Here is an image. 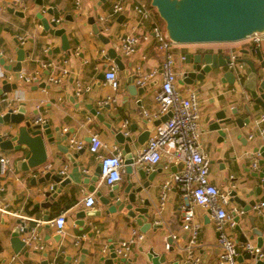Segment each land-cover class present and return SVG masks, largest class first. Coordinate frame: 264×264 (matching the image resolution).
I'll return each mask as SVG.
<instances>
[{"label": "crops", "instance_id": "1", "mask_svg": "<svg viewBox=\"0 0 264 264\" xmlns=\"http://www.w3.org/2000/svg\"><path fill=\"white\" fill-rule=\"evenodd\" d=\"M117 1L42 0V4H37L36 0H0V59H4V65H15L16 50L22 48L26 54L21 62V72L29 79H21L19 71L7 70L0 63V87L4 79L16 85L10 93L0 96V116L9 107L16 109L24 104L26 117L32 118L34 123L36 118H43V123L49 124L53 134L60 132L63 137L61 145H69V152L77 154L70 160L55 144L45 142L47 160L30 173L16 170L14 161L22 157V152L0 148V157L8 158V170L4 175L0 174V264H122L108 263L106 259L110 256V248L130 239L133 232L141 234L143 238L132 245L131 252L125 257L130 259V264H152L147 257L149 249L159 257L164 255V261L159 264H182L187 255L190 232L182 228L183 199L177 187L168 191L164 204L160 206V186L163 180L181 169L176 157L163 154L153 169H144L148 173L160 170L149 182V187L138 194L150 202L149 221L160 225L150 227L145 232L140 230L132 218L126 216L124 210L107 213L106 205L99 200L97 193L107 196L111 187L101 181L99 172L96 181H92L99 168L96 156L88 150L92 134H98L103 143L99 149L100 154L110 155L119 151L123 155L124 143L115 140L113 131L121 129L126 120L127 127L123 131L132 138L130 146L133 155L143 147L155 127L165 120V115L159 113L156 101V93L162 81L164 52L159 49L158 41L152 33L154 23L160 25L164 33L165 25L150 6V0H141L149 4L151 19L148 20L141 19L134 11L138 0H122L123 10L113 13L112 8ZM5 6L21 12L22 16L6 11ZM38 14L49 21L57 20V27L64 28L69 54L60 50V37L43 29ZM93 20L109 38L107 43L92 31ZM126 34L140 36L136 52L129 56L124 55L120 48L119 39ZM251 46L259 48L264 59V39L258 46L245 39L232 43L174 44L171 49L174 59L178 58L174 65L175 87L183 95L193 91L197 96L200 141L210 160L211 183L222 192L229 194L234 190L244 201L255 202L248 211L242 213L240 211L243 209L230 201V197L225 206L229 214L235 211L238 216L236 224L247 238L246 242L239 238L236 226L227 227L237 242L243 264H255L256 259L249 257L242 246L245 243L257 245L259 236L262 237L261 250L264 254V207L256 208L264 202V187L262 178L253 174L264 169V163H258L261 159L258 149L264 147V120L256 123L264 115V106L255 103L243 86L249 73V67L244 62H240L242 71L239 78L228 65L193 85L181 83L180 75L184 66L182 57L188 52L200 50L223 53L233 50L237 59H249L260 68L257 56L250 52ZM55 48H59V51H53ZM110 48L121 55L124 65V69L117 66L119 86L116 90L104 82V72L108 66L115 64L107 56ZM241 50H248V53H241ZM137 67L145 71L156 69L157 74L144 86L133 82L137 88H141V92L130 93L131 77ZM63 70L67 71L64 75L61 74ZM226 70L233 72V83L223 78ZM51 76H59L60 80L50 82ZM42 82L46 83L43 88L40 87ZM78 87L81 89L79 93ZM108 96L115 100L101 103ZM91 108L101 113L103 121L90 112ZM219 111H224L226 117L232 119L230 123L222 125L227 132L222 140L217 131L211 130L209 126ZM236 119H248V122L240 120V123H236ZM16 129V125L0 120L1 136L8 132L15 133ZM145 132L148 133L143 136ZM139 137L140 143L137 141ZM71 138L83 142V147L79 149L81 152L70 146ZM255 158L258 164L256 169L252 167ZM45 166H49L48 170L42 172ZM64 167L66 173L63 177L70 182L53 199L55 203L52 201L48 209L41 207L40 203L45 200L43 191L53 181L40 182L38 179L50 170L58 174ZM83 175L88 180L81 183ZM126 176L124 169L122 179L116 183L122 198L126 197L122 193L127 185ZM34 177L35 181H32ZM130 179L136 183L135 186L146 181V178H139L135 174ZM90 186H94L93 191L89 190ZM90 193L97 201L93 208L83 203L85 195ZM45 213L49 214L48 219L44 218ZM60 213L65 215V225L63 232L58 234L51 223ZM193 221L200 225L198 242L192 249L193 255L199 258V264H217L221 249L218 246L215 222L209 211L196 206ZM18 226L26 229V232L21 229L20 233L24 242L32 233L36 234V238L15 252L11 233ZM173 235L174 238H170ZM166 240L171 243L169 248H165ZM105 246L107 250L102 251Z\"/></svg>", "mask_w": 264, "mask_h": 264}, {"label": "water", "instance_id": "2", "mask_svg": "<svg viewBox=\"0 0 264 264\" xmlns=\"http://www.w3.org/2000/svg\"><path fill=\"white\" fill-rule=\"evenodd\" d=\"M37 4H42V0H36ZM150 6L153 7L160 19L165 25V36L174 44L185 45H198V44H212V43H232L247 39L255 32L264 31V0H150ZM1 8V7H0ZM6 11L14 13L15 15L22 16L21 12L15 11L11 7H4ZM51 13V10L48 11ZM40 19L41 25L45 31H48L51 35L60 37L61 46L60 50L69 54V43L65 34V30L62 27H57V22L54 20L49 21L41 14L37 15ZM92 31L97 37L104 43L108 42V39L103 33L100 26L96 25L94 20L91 22ZM1 30V27H0ZM6 30H8L6 28ZM18 44V40H15ZM53 51H59V48L53 49ZM250 52L255 54L260 62V68H257L249 59L241 58L237 59L239 62H244L249 67V73L243 83L244 88L249 92L251 99L261 106H264V59L260 53V49L256 47H250ZM49 53H52L51 51ZM241 53H248V50H241ZM25 51L18 47L16 50V63L15 65H4V59H0V63L4 65V68L12 71L21 70V62L25 58ZM109 58L113 59L114 63L119 69H124V65L121 61V55H119L114 48L108 49ZM229 62V54L223 52H214L211 50H200L195 53L188 52L184 55L183 59V71L180 75V82L193 85L198 81L204 80L207 75L218 72L219 69L227 66ZM49 70H47L48 73ZM223 78H226L230 83L234 81V74L230 70H226L223 73ZM134 82V75L131 77V85L129 86L130 93H140L141 88H137ZM15 84H10L6 79L2 81L0 87V96L10 93L12 88H15ZM46 83L42 82L40 87H45ZM234 111V110H233ZM90 112L100 121H103V116L97 110L92 109ZM169 114L165 115V119ZM0 120L9 122L16 125L17 129L15 133L8 132L5 135H0V148L3 150H14L22 152L23 155L15 162L16 170L19 172L32 173L40 165L44 164L47 160V152L45 148V142L50 145L55 144L57 149L66 156L73 160L76 157V153L69 152V145L62 146L60 132L52 133L49 124L46 123H34L32 118L25 116L24 104H20L16 109L9 107L5 113L0 116ZM231 117H226L224 111H219L215 115V119L210 123V129L216 130L220 140L224 139L227 132L222 128V125H226L231 122ZM247 123L248 119H236V123L241 121ZM108 127V125H106ZM115 140L120 143H124V165L126 172L127 185L122 190V193L126 196L122 198L121 192L118 191V186L115 184L111 186V191L107 196H101L97 193L99 200L106 205L107 213H114L116 211L124 210L126 216L132 218L134 222L140 227L142 232H145L150 227L156 228L160 225L153 224L150 219L148 199H144L138 196V194L149 187V182L160 170L146 172L141 167H134L132 152L130 143L132 138L125 135L123 131L118 128L113 131ZM145 132L143 134L146 135ZM140 143V137L137 139ZM261 159L258 161L260 165L264 163V147L258 149ZM81 152V150H79ZM99 172L97 170L96 175L92 177V181H96V176ZM34 174V173H33ZM136 175L139 178H146V181L135 186V182L131 181V176ZM255 176L262 178V186L264 187V169L260 172H254ZM52 180L53 184L43 191L45 200L40 203V206L48 209L53 199L57 196L60 190L65 184L69 183L68 178H64L62 175L53 173L52 170L43 173V176L38 179L40 182ZM88 179L84 177L80 180L81 183L86 182ZM35 181V177L32 179ZM89 190L93 191L94 186H90ZM230 201L237 203L242 211H248L251 205H254V201L246 202L241 199L234 190L229 193ZM55 203V201H53ZM83 215V213H81ZM234 221H238L235 211L232 212ZM45 219L49 218V214L45 213ZM21 225L23 223L18 221ZM26 232L25 228L15 227L11 233V243L14 247V251L18 252L24 248L25 242L20 238V233ZM235 229L240 233V239L247 241L244 237L241 227L236 224ZM257 246L262 249V237L257 239ZM263 252V251H262ZM249 257L254 255L248 254ZM148 259L152 264H159L164 261V255L160 257L156 255L152 249H149L147 253ZM242 261V256L238 257ZM108 263L117 262L122 264H130V259L125 257H117L113 251V247L110 248V256L106 259ZM178 264V263H174ZM255 264H264V256L262 259H256Z\"/></svg>", "mask_w": 264, "mask_h": 264}, {"label": "built area", "instance_id": "3", "mask_svg": "<svg viewBox=\"0 0 264 264\" xmlns=\"http://www.w3.org/2000/svg\"><path fill=\"white\" fill-rule=\"evenodd\" d=\"M123 10L122 0L114 3L112 11L118 13ZM134 11L138 13L143 20L151 19V10L149 4L145 1L138 0L134 5ZM57 21V20H56ZM152 33L158 41V47L164 52V60L162 63V81L159 90L156 93V101L161 115L169 116L159 123L152 135L148 137L146 143L135 154H133V164L140 166L142 169L151 170L161 160L162 155H172L181 164V169L166 177L160 186V206L164 204L168 191L172 187H177L183 199L182 205V228L190 232L189 244L187 247V255L182 264H199L198 257L193 255V247L196 246L199 238L200 225L193 221L194 208L202 206L206 208L215 222V228L218 234V246L221 251L218 256L217 264H243L238 259L240 252L237 248V242L229 234L227 227L234 228L236 222L234 216L226 211L225 206L229 202V194L222 192L216 185L211 183L209 179L210 160L204 152L199 131V106L197 96L193 91L183 95L176 87V72L173 70L175 59L171 51L172 42L166 38L163 29L157 23L153 24ZM264 39L263 32H255L247 38L255 46H258ZM120 48L126 56L136 52L140 42V36L136 34H126L120 37ZM228 67L235 72L237 77H241L242 64L237 60V54L229 51ZM184 58V57H182ZM117 65L108 66L104 72V82L106 85L116 90L119 86L117 76ZM66 70L61 72L66 74ZM157 74L156 69L148 71L137 67L134 72V82L138 86H144L151 81ZM19 77L25 81L29 79L19 70ZM59 76H51L50 82H58ZM77 88V93L80 92ZM115 99L111 96L106 97L101 103H108ZM264 120L262 115L256 123ZM44 119L38 117L35 123H43ZM127 127V121L122 123L121 130ZM125 130V129H124ZM262 131V130H261ZM126 135L127 132L123 131ZM252 137V135H249ZM71 147L79 150L83 147L81 140L71 138L69 140ZM103 143L98 134H92L88 143V150L94 154L99 161V175L101 181L108 186H113L122 179V173L125 169L124 158L121 152L117 151L110 155H102L99 149ZM258 166L257 159H253L252 167L256 169ZM49 166L42 168V172L48 170ZM8 170V158L0 157V174L4 175ZM66 167L61 169L58 174L64 175ZM2 189L0 185V190ZM96 198L93 194H86L84 197V205L93 208L96 204ZM264 207V202L259 203L256 208ZM243 211L241 210L240 213ZM56 233L61 234L64 230L65 215L58 214L52 223ZM36 234L32 233L25 243H30L31 239H35ZM141 234L133 235L128 240H123L113 247L117 257H127L132 250V245L137 240H142ZM170 238H174V235ZM171 243L166 240L165 248H169ZM243 251L250 255H254L256 259L263 258V252L260 247L252 243L243 244ZM107 246L102 251H106ZM57 264V263H54Z\"/></svg>", "mask_w": 264, "mask_h": 264}, {"label": "rangeland", "instance_id": "4", "mask_svg": "<svg viewBox=\"0 0 264 264\" xmlns=\"http://www.w3.org/2000/svg\"><path fill=\"white\" fill-rule=\"evenodd\" d=\"M173 46H174V44H172ZM173 46H172V48H173ZM176 60L178 59L177 57L175 58ZM175 65V64H174ZM173 70H174V67H173Z\"/></svg>", "mask_w": 264, "mask_h": 264}]
</instances>
